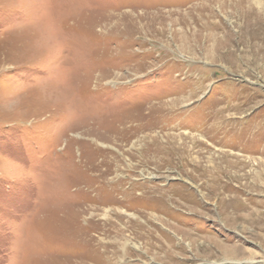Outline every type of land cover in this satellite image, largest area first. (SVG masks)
I'll list each match as a JSON object with an SVG mask.
<instances>
[{
  "label": "rangeland",
  "instance_id": "rangeland-1",
  "mask_svg": "<svg viewBox=\"0 0 264 264\" xmlns=\"http://www.w3.org/2000/svg\"><path fill=\"white\" fill-rule=\"evenodd\" d=\"M263 39L264 0H0V264H264Z\"/></svg>",
  "mask_w": 264,
  "mask_h": 264
},
{
  "label": "bare ground",
  "instance_id": "bare-ground-1",
  "mask_svg": "<svg viewBox=\"0 0 264 264\" xmlns=\"http://www.w3.org/2000/svg\"><path fill=\"white\" fill-rule=\"evenodd\" d=\"M255 42V41H254ZM251 44H249L248 45V48H249V55L251 56V58H252V60L254 61V59H255V61L254 62H257V61H259V62H261V63H263L264 62V39H263V41L261 42V44H260V46H256V45H254V48H252L253 47V43L252 42H250ZM246 46V45H245ZM252 48V49H251ZM257 48H259L260 50H257ZM253 50V51H252ZM255 53H257V54H255ZM245 54V53H244ZM254 58V59H253ZM251 60V61H252ZM220 126V125H219ZM220 135V134H219ZM225 136V135H224ZM105 163H108V161L106 162L105 161ZM109 164V163H108ZM115 164V163H114ZM112 164L110 163V166H111ZM116 165V164H115ZM115 167V166H114ZM115 169V168H114ZM124 170V169H123ZM100 171V170H99ZM104 172V171H103ZM105 175H108V173L107 172H105ZM224 176V175H223ZM262 177V176H261ZM105 180V179H104ZM107 181H109V180H107ZM117 183V182H116ZM100 185V184H99ZM110 187V186H109ZM117 187V186H116ZM118 189V188H117ZM112 190V189H111ZM123 190V189H122ZM90 192V191H89ZM108 192V191H107ZM125 192H126V190H125ZM111 193V192H110ZM124 193V192H123ZM122 193V194H123ZM126 194V193H125ZM118 195V194H117ZM129 195V194H128ZM127 195V196H128ZM123 196V195H122Z\"/></svg>",
  "mask_w": 264,
  "mask_h": 264
}]
</instances>
